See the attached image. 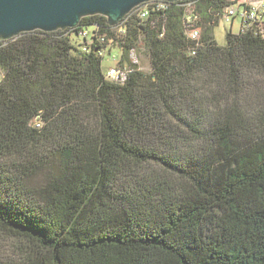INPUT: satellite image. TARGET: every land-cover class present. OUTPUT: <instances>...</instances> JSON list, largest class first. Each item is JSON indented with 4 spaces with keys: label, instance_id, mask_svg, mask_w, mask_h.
<instances>
[{
    "label": "trees",
    "instance_id": "trees-1",
    "mask_svg": "<svg viewBox=\"0 0 264 264\" xmlns=\"http://www.w3.org/2000/svg\"><path fill=\"white\" fill-rule=\"evenodd\" d=\"M191 1L198 44L188 1L0 40V264H264V36L221 46L226 1ZM86 27L151 73L108 80Z\"/></svg>",
    "mask_w": 264,
    "mask_h": 264
},
{
    "label": "water",
    "instance_id": "water-1",
    "mask_svg": "<svg viewBox=\"0 0 264 264\" xmlns=\"http://www.w3.org/2000/svg\"><path fill=\"white\" fill-rule=\"evenodd\" d=\"M150 1L156 0H0V40L36 30L75 28L82 18L93 15H103L111 26H116L135 8Z\"/></svg>",
    "mask_w": 264,
    "mask_h": 264
},
{
    "label": "built area",
    "instance_id": "built-area-1",
    "mask_svg": "<svg viewBox=\"0 0 264 264\" xmlns=\"http://www.w3.org/2000/svg\"><path fill=\"white\" fill-rule=\"evenodd\" d=\"M226 5L222 13L219 15V24L224 22L232 26L236 20L239 21L238 33H247L249 31L255 32L264 36V0H225ZM151 5L154 9H162L167 7V2L150 1L141 11V17L146 18L149 15L148 6ZM184 14L182 17L183 26L186 36L195 41L197 44L201 39V16L196 9L194 1L188 0L183 4ZM96 29L91 27L82 29L77 35V44L83 51H89L91 46L98 42L102 48L99 54L103 58H109L115 61L116 65H112L105 70L106 78L113 82H124L128 75L136 70L135 66H139V51L132 50L130 60L125 61L123 52L119 49L113 41H108L105 35L97 34ZM122 31V28L119 27ZM115 47V48H113ZM195 54V51H192ZM141 71V70H140ZM36 125L41 126V121L36 120Z\"/></svg>",
    "mask_w": 264,
    "mask_h": 264
},
{
    "label": "rangeland",
    "instance_id": "rangeland-1",
    "mask_svg": "<svg viewBox=\"0 0 264 264\" xmlns=\"http://www.w3.org/2000/svg\"><path fill=\"white\" fill-rule=\"evenodd\" d=\"M232 32L233 33H238L239 31V21L236 20L232 26ZM91 29V28H90ZM231 31V26L224 22H220V24L214 28V36L217 41V43L221 46L226 45V33ZM73 41H77V37L75 38V35H73ZM115 48V47H113ZM116 49V48H115ZM138 58H139V66L140 70L144 72L145 74H150L151 73V65H150V58L147 55V53L140 52L138 53ZM116 65L115 61H111L108 57L105 58L103 62V67L106 70L108 67ZM40 121V120H39ZM150 168H158L155 164H153ZM149 167H147V170ZM20 244L13 239L12 237L6 236V235H0V257H3L5 259H10L15 262H19L20 260V251H19V246Z\"/></svg>",
    "mask_w": 264,
    "mask_h": 264
}]
</instances>
